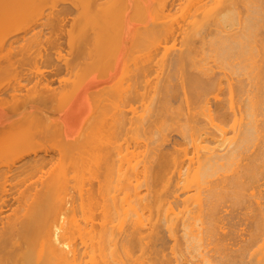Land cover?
I'll use <instances>...</instances> for the list:
<instances>
[{
    "label": "bare ground",
    "instance_id": "bare-ground-1",
    "mask_svg": "<svg viewBox=\"0 0 264 264\" xmlns=\"http://www.w3.org/2000/svg\"><path fill=\"white\" fill-rule=\"evenodd\" d=\"M14 1L17 4L15 3L13 11L20 8L16 14L30 5V0H23V3ZM189 4L188 7L193 6L192 13L187 8L189 13L185 14L187 17L184 25L179 27L178 32L173 27L174 20L170 22L169 13L172 9L168 0H135L137 16H144L147 11L149 18L144 35L141 30L137 31L140 27L134 32L136 40L146 39L151 47L157 49L156 46L165 41L167 43L172 38L175 41L176 32L181 37V49L179 45V50L176 51V54H180L174 55L171 60L173 69L169 66L171 71L166 69L168 73L165 72L166 75L159 78L161 80L152 83L148 93H139L144 102L143 110L140 113L133 111L130 118L132 139L138 145L144 144L143 153L122 155L121 150L113 151L103 146L101 140L104 138L105 126L99 119V113H87V116H75L74 113L71 116L65 115L66 119L71 117L67 121L58 117L56 122V114L52 116L46 110L47 114L38 113L39 110L31 113V108H27L23 113H15L16 124L11 123L14 120H10V123L8 121L12 127L7 126V119L2 120V124L5 123L10 129L17 127L19 120L27 122L29 126L33 125L35 132L39 127L44 130L47 126L46 133L47 128H55V123L60 124L63 119L64 126L59 125L63 127L60 128V133L65 130L72 133L76 145L69 146V151L78 155L76 158V154L72 153L76 162L71 157L73 160L69 159L68 165L62 164L63 169L60 166L61 174L56 175L55 170L45 172L42 166L38 180L23 190L20 187L24 180L10 185L8 190L0 175V264H83L77 241L90 246V264H116L119 247L126 248L128 243H133L141 248L145 242L148 244V240L152 244L150 256L148 260L138 259L137 264H264V0H191ZM6 5L5 3L3 7ZM105 5L96 7L95 12L86 13L98 16L102 23L110 21L113 9L111 4L108 6L111 8H106ZM3 9V14L8 11ZM119 12L120 21L128 16L122 10ZM8 14L7 12L6 15ZM103 25L106 26L105 23ZM121 29L118 31L121 32ZM121 33L114 36L118 41L125 34L121 36ZM104 34L96 36L97 46L102 52L108 36ZM109 38L107 40L112 41ZM113 43L110 46H114ZM211 60L219 70L209 64ZM118 70L120 71L117 67ZM224 76H228V80L224 81ZM123 87L125 88L124 85ZM123 87L118 90L122 99L126 92ZM225 87L229 93L227 102L230 111L222 105L218 109L220 114L215 116L209 97ZM90 90L92 91L91 87ZM96 91L98 94L102 90ZM178 93L183 95L185 101H194V106L187 113L185 126L178 124L184 113L173 107L171 102ZM178 95L177 97H181ZM0 117L2 119L1 115ZM78 117L86 119L83 120L85 126ZM73 121L81 123V126L75 127ZM21 127L18 128L22 130ZM173 127H177L184 138L189 140L192 149L181 148L174 152L163 149L169 142L168 132ZM18 128L17 131L13 129L14 132L10 130L12 135L0 130V164L3 160L11 161V165L7 167L8 172L13 173L11 179L14 182L24 175L29 160L35 163L40 161L37 155L29 160L23 156L18 157V154L22 155L18 141L20 139H15L18 143L9 146H6V141L3 143L6 135L12 139L15 132L14 137H18L16 135H20L19 132L23 133ZM33 128L29 131L33 132ZM71 128L79 132L74 133ZM84 130L87 133L90 131L89 137ZM66 132L63 134L66 135ZM29 134L31 135L30 132ZM84 135L89 140L86 141ZM80 138L89 145L83 147ZM67 151L62 153L66 154ZM78 151L80 152L77 153ZM59 153L63 155L60 150ZM64 156H61L62 160ZM67 156L70 158L71 155L68 153ZM16 158L20 160L16 161ZM95 170L101 171L102 175L99 177H103L102 181L104 179L103 183L96 179L100 182L97 190L103 196L99 193L96 195L91 190L90 195L89 190L87 194L84 193L87 182H91V178L97 175ZM86 173L94 174H88L89 181ZM83 180L87 182L83 184ZM143 186L146 189L144 195V190L142 192L140 189ZM103 187L104 190L101 189ZM16 189L21 191L17 193ZM72 189L80 191V198L84 203L89 199V203L82 202L81 205L85 216L84 224L77 219L76 207H72L73 213L69 210L75 205L74 199L73 204L71 203L74 195L71 193ZM112 189L113 192L123 190L121 205L116 204L118 197L116 192H111ZM12 190L17 194L12 192L13 197L4 201L6 193ZM179 190H183L181 195L177 193ZM93 194L101 197V203L108 199L113 202H104L101 207ZM97 203L104 210L101 212L103 218L99 228L94 222L95 217H92L95 210H99ZM96 205L97 209L94 208ZM241 206L251 209L248 213L251 219L248 222L252 230L246 237L238 233L239 219L242 216L239 214L243 211L239 210ZM244 207L242 209L245 210ZM70 212L73 216L68 214ZM69 215L71 219L66 218ZM128 216L131 217L132 229L122 237L119 225ZM116 219L120 220L118 226L115 224ZM165 235L173 242L170 258L161 249L165 243ZM254 246H258V249L247 262L245 258L249 249L255 248Z\"/></svg>",
    "mask_w": 264,
    "mask_h": 264
},
{
    "label": "rangeland",
    "instance_id": "rangeland-1",
    "mask_svg": "<svg viewBox=\"0 0 264 264\" xmlns=\"http://www.w3.org/2000/svg\"><path fill=\"white\" fill-rule=\"evenodd\" d=\"M4 1L0 0V115L2 116V119H0V130L10 133L13 131V129L17 131L16 128L23 125V127H21L22 130L18 128V131L23 132H19L22 137L19 134L16 135L18 137H14V135L16 134L15 132L12 136V139H9L8 135H6L3 143L6 141V146H9L11 144H17L18 142L16 141L20 139L18 141H20L19 148H21L22 155L18 154V157L22 158L23 156L24 158H27L29 160L30 157L33 156V159L34 156L37 155V159L40 160L38 163H35L33 160H29L26 164L24 175L20 177V180L17 179L15 182L11 179L13 173H9L7 167L11 161H8L9 159L5 161L3 160V163L1 162L0 164V175H2V182H4L6 188L9 190L10 185H13L14 183H20L19 181H21L22 179L24 180L22 181L24 188H21L23 187L21 185L20 189H25L27 185L29 186L30 183L32 184L34 183V181L38 180L40 174L39 170L42 166L44 167L43 170L45 172L55 170L56 175L61 174V170L63 169V166L61 165H66L68 162H70L68 160L73 157L72 153H75L72 150L69 151L71 148L69 146L72 145V147H74L76 145L75 140L72 137L73 135L71 136L72 133L70 132L69 134V132H66V126L64 128L66 135L63 134L65 132H63L62 134L60 133V130L62 131V129L60 128L63 127H60L59 125L62 124L64 126L63 119L60 120L61 122L59 121L60 124L57 123L59 128L55 123V128L54 126L53 128L51 127L52 129L49 128L51 130L47 128L48 131H46V133L45 130L47 126L44 127V130L42 129L43 127H39V130H37L38 132H35V127L33 128V125H30L34 129V131L32 132L29 131V129L31 130L29 124L21 120H16L18 121V125L17 127L14 126L13 129L7 128L4 125L5 123L2 124V120L5 119H7V123L8 121L10 123V120H14V122H11L12 124L15 123V118L17 119L16 116L14 117V115H16L15 113H23V110L27 108H31V110L33 109L32 111L30 110L31 113H34L33 111L35 110L36 113L37 110H39L38 113H44L46 110V112L48 111V113L51 112L50 114H53L52 116L58 114L59 116L55 115V117H57L55 118L56 122L58 120V117L64 118L67 115H75L74 113H76L75 116H77L78 114V116H80V114L81 116L83 114H86L87 116L90 113H99V119L102 121V123H104L105 126V128L103 129L104 138L103 140H101L103 141V146H106L113 151L121 150L122 155H130L133 152L143 153L145 149L144 144L140 143L138 145L132 139L130 118L133 116V111L136 110L140 113L143 110L144 102L139 97V93H148L151 90V84L158 82L166 75V69H170L171 71V68L173 66L171 65V60L173 59L172 57H174V55L177 56L180 54V52L176 54V51L178 52V50L181 49V43L179 42L181 41V37H179L180 35L177 32L175 33V35L177 34L179 37L178 38L177 35L175 36V39L178 42L176 40L174 41V39L172 38L173 40L171 39L167 43L165 41L161 43V45L156 46L157 49L151 47L152 45L150 46V43L146 39H140V41L137 39V42L135 38L137 36L134 32L137 28L140 27L141 29H137V31L141 30L142 35H144L149 24V18L147 11H145L146 17H144L145 15L142 16L143 14L137 16L138 14L135 8V0H86L85 2H82V0H30L28 2L30 5H28V3H25L28 6H25V10L20 11L21 13L18 14H16V11L18 12L20 8L15 10V12L13 11V7L15 3L17 4V1L8 0L9 3L7 0ZM11 1L12 3H10ZM190 1L168 0V2L171 4L170 9H172L169 13L171 14L170 22L172 19L174 20V24L173 22L172 24L174 25L173 27L176 29V31L178 30V32L179 27L184 25V19L185 17H187L185 14H188L190 11V13H192L193 6L188 7L191 4H189ZM18 2L23 3V0H18ZM5 3L7 5L6 7H3ZM101 4L103 7L106 4V8L111 4L113 9H111L113 11V16L110 18V21H104L106 26L103 25L104 23H102L103 21L101 18L95 16L97 17V19H95L94 15L89 14L92 11H97L96 7H99ZM7 7L10 9V11ZM1 8H5L3 10L8 9V11L4 12L6 14L8 12L9 14H3ZM11 8L13 12L11 11ZM187 8H189V12ZM119 10H122L124 13H128V16L125 19H122V21H120V18H118L120 14ZM87 11H89L88 15L86 13ZM3 15L5 16L3 17ZM123 16L125 15L123 14ZM92 17L94 18L92 19ZM99 20H101V22ZM120 29L121 32H124H119ZM100 31H102V33ZM120 33L121 36H123L124 33L125 34L123 37H121V40L119 38L118 41V39L114 36H117ZM99 34L108 36L113 34V36H109L110 38L108 36L106 37L107 42L105 44L106 46H104V52H102L103 50H100L97 46L96 40L98 38L96 36H98ZM108 38L112 39V41L107 40ZM108 42H110L109 46H107ZM175 42L179 44L177 45ZM93 43H95L96 45ZM112 43L114 46H110L112 45ZM179 45L180 48L178 49ZM163 64H166L165 69ZM209 64L214 67L215 62L211 60ZM159 66L163 67L159 68ZM117 67L118 69H120V71H117ZM214 68L215 70H219L216 67ZM161 69H163V71ZM160 77L161 79H159ZM227 77L223 78L224 81L228 80L229 77ZM102 85L105 88L102 87ZM120 85L122 87L124 85L126 88L125 89L123 87L125 90H123L122 88L123 91H126L125 94H123L124 99L119 96L120 94L118 90L121 89ZM90 87L92 91L90 90ZM98 87H102V89H99ZM84 88H86L85 91L87 92L88 90H90V96L89 92H83ZM96 90H98V92L101 90L102 91L97 94ZM180 94L178 96H181ZM177 95L175 98H172L171 102L174 104L173 107L175 106L176 108H179L180 112L184 113L181 119L178 120V124L181 126H185L187 113L189 111V108H192L194 106V101L187 102L183 99V95L181 97H177ZM80 96H83L84 98H81ZM96 96L100 97L97 98ZM209 99L211 108L215 116H218L220 114L218 109L222 105H225L227 110L230 111L228 109L227 102L229 99V93L226 87L221 92H215L214 94L210 95ZM69 118L71 117H68L67 119ZM78 118L79 120L81 119V117ZM65 119L66 118H64V120ZM83 120L86 119L82 118L80 122H82V125L85 126L86 124L85 121L83 122ZM101 121L99 123H101ZM22 122L23 124H20ZM73 122H75V127L81 126V123H77L76 121ZM9 123L7 124V126L12 127ZM25 123H27L28 126H26ZM84 126L82 127L84 128ZM25 127L28 128V130ZM69 129L67 131H69ZM72 129H74V133L79 132L75 131V128H71V130ZM25 130L28 131L27 134V131ZM41 130H43L44 132L40 134ZM229 130L231 131L230 128ZM29 132L32 136L29 134ZM89 132L90 131H88V133ZM85 133L88 135L86 131ZM22 134L27 136L24 138V135ZM10 135H12V133H10ZM87 135L84 136L87 137ZM168 136L169 142H167L163 146V149L165 151L174 152L176 151V149L181 148L192 149V144L188 139L184 138L177 127H173L172 129H170L168 132ZM86 137L85 140L87 141L89 135L87 138ZM15 139L16 141H14ZM81 139L82 138H80V140ZM83 140L84 139H82V141L80 142L82 146L89 145L87 144L88 142ZM61 149H67L68 151L66 150V154L68 155L69 153V156L71 155L70 158L66 154H63L62 152L66 151H61ZM59 150L63 155H60ZM79 152L80 151H78L77 153ZM87 154L85 156L86 158L88 157ZM77 155L78 154H76L75 156L76 158ZM61 156H64L63 160L61 159ZM65 157L66 159H64ZM75 157H73V162H76ZM16 159V161L20 160V158ZM77 161H79V159H77ZM60 166L62 167L61 170ZM58 169L60 170V172ZM65 170H63V173ZM95 171L97 174L96 176L94 175ZM95 171H93L94 174L88 173L95 176H93L94 178H91V182L88 183L87 181L83 180L85 181L83 184H85L86 182L88 184H86L87 186L85 185L86 188L83 187L87 190L86 191L84 189V193L87 194L89 190L88 195H90L91 192H95L96 195L99 193L100 196H103L101 195L100 190L97 189L99 188L98 184L100 182L103 183L104 179L102 181L101 179L103 177H99V175H102V173H100L101 171H98L100 174L97 172V170ZM88 174L87 179H90V175ZM96 179H99L100 182H97ZM24 182H26L27 184ZM144 187L145 186L140 188L142 189V192L144 190V193H142L143 195L146 194V189ZM101 189L104 190V187ZM19 190H17V193H19ZM75 190L76 189H72L71 191V193H74L75 195V197L74 195H72L71 203L74 199L75 201L73 203H75V205L73 203V206H71L72 204H69L71 206L69 210L71 209L73 213L72 209L76 207L75 209H77V211L75 209L74 211H76L75 214L77 216V219L81 222V224H84L85 216L83 215L81 207L82 202L84 203V201L80 198V191L78 192V190ZM12 192L15 195L17 194L14 193L16 192L15 190L8 191L7 193L5 192L7 195L9 194V196L4 193L6 196L4 195L5 198H3V200L6 201L10 199L12 196ZM111 192H113V189ZM115 192L116 191H114L113 193ZM84 193L83 195L85 197L86 195ZM177 193L181 195L183 193V190H179ZM96 195H94V197L95 199L98 198L97 202H100L102 207L105 200L101 203V197L99 195V197H97ZM115 195H117L118 197V200L116 198V204L121 205L123 200L122 197H124L123 190L118 189ZM84 197L82 196V198ZM84 199H87V197ZM86 201L85 203H89V199L87 202ZM108 201H111V203L113 202L109 199L106 202ZM100 204H98V206ZM98 206L96 205V207L94 208L97 209ZM243 207L241 206V209H239L243 211H241L239 214L240 216L242 215L241 217L239 216V222L242 224L239 223L238 225V233L246 237V235L252 230L251 225L248 222V220L250 221L251 219V217L249 218L250 214L248 215V213L251 212V209H246V207H244V210L242 209ZM98 209L99 210H95L96 215H94V213L92 217H95L94 222L99 228V223L103 218L101 212L104 210H102L100 206L98 207ZM68 214H71V212ZM71 215H69L70 218H66L71 219ZM242 217L243 219L241 220ZM124 218L122 217V219ZM119 222L120 220L116 219V226L120 224ZM120 226V229L118 227L117 228L119 229L121 235H123L122 237H124V235L129 233V231H131L132 229L131 217L128 216V218L125 219L123 223L119 225V227ZM77 240H79V238H77ZM164 240L165 243L161 249L163 250V253L166 255V257L170 258L173 242L168 235H165ZM149 241L150 240H148L147 245V242H145V244H143L141 248L136 247L135 245H133V243H128L126 248L119 247L117 256L118 262L116 264H137V260L140 258L148 260L152 246ZM80 242L81 241H77L76 244L78 246L79 243L78 249L80 250V254L83 256L84 261V263H82L90 264V248L88 249V247L90 246L86 245V248V246L82 244V242ZM261 244L262 242L260 243V245ZM254 247L255 248L252 247L251 249H249L250 252L245 258L247 262H249L250 259L253 258L254 253H256V250L258 249V246Z\"/></svg>",
    "mask_w": 264,
    "mask_h": 264
}]
</instances>
